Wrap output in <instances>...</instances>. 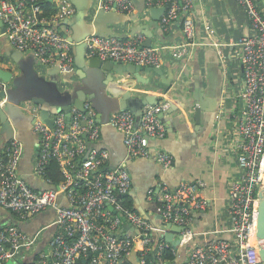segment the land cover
<instances>
[{"label": "built area", "instance_id": "built-area-1", "mask_svg": "<svg viewBox=\"0 0 264 264\" xmlns=\"http://www.w3.org/2000/svg\"><path fill=\"white\" fill-rule=\"evenodd\" d=\"M37 1L0 0V38L5 35L16 50L31 53L39 64L71 72L75 69L76 42L69 38L68 28L61 30L59 26H66L76 15V7L63 0L55 7V13L47 14ZM235 1L245 11L251 32L235 42L243 57L245 88L243 104L234 113L232 134L243 169L242 177L231 183L228 215L234 240L209 239L192 248L179 264H264L255 240L258 191L264 185V12L257 0ZM162 6L165 10L159 20L160 28L167 30L179 20L185 43L148 46L141 33L125 38L93 34L82 40L87 55L152 67L162 64V50L167 47L176 56L184 57V46L196 43L193 0H144L140 19L152 20V8ZM92 10V16L101 10L129 15L137 11V4L135 0H95ZM8 89L9 83L0 80V92ZM4 105L5 99L0 100V109ZM168 107L165 100L143 106L139 127L134 113L125 109L113 115L108 124L123 133L132 157L153 158L169 167L173 163L170 153L159 148L154 154L149 148L150 139H161L167 134L161 113ZM20 109L34 118L33 130L40 137L34 174L48 187H31L19 175L24 149L22 142L13 137L0 150V206L20 220L53 209L58 231L43 246L42 230L29 235L17 225L0 226V264L10 259H20L23 264H81V260L84 264H131L127 258L133 251L138 253L140 264H155V259L163 264L167 251L176 255V247L157 238L159 228L125 205L122 196L132 186L128 169H105L109 150H89L88 142H96L101 134V123L89 100L84 102V110L71 106L70 121L65 112L51 115L52 125L41 119L40 104L24 100ZM52 161H57L62 175L57 184L47 175ZM205 186L206 182L198 179L175 187L164 183L149 191L150 198L160 203L164 224L183 228L182 242L194 238L193 211L204 210L208 205V199L199 194ZM126 223L135 228V233L123 229Z\"/></svg>", "mask_w": 264, "mask_h": 264}, {"label": "crops", "instance_id": "crops-1", "mask_svg": "<svg viewBox=\"0 0 264 264\" xmlns=\"http://www.w3.org/2000/svg\"><path fill=\"white\" fill-rule=\"evenodd\" d=\"M50 1L54 3L53 8L59 5L58 0ZM69 1L75 6L72 0ZM82 1L87 2V0ZM135 1L137 11L134 13L126 15L102 11L97 18L96 15L93 18L89 16L82 24L83 29L80 32H87L86 36L119 35L124 38L141 33L147 41L148 31H151L153 45H180L186 42L182 23L179 20L167 30L161 29L159 22L158 25H154L153 20L142 21L140 16L144 9V0ZM94 2L95 0L89 1V14ZM257 2L264 12V0ZM191 15L195 23L196 43L192 46H184L186 52L184 57L176 56L172 48H164L163 62L160 66H141L143 68L141 71L135 73L128 71L121 80V83L124 81L135 83V87L128 88L138 90V95L142 98L152 95L151 98L154 99L153 94H156L157 101L172 102L170 104L171 102L167 101L169 103L167 113L172 112L166 116V122L163 121L167 129L166 136L161 139H150L149 146L154 154L159 148L170 153L173 156L172 165L166 167L153 158L132 157L124 143L123 133L107 124L102 126L100 138L96 142H88L90 151L109 150L110 157L104 166L105 169L119 166L128 169L132 186L124 198L142 216L159 228L158 239L164 233V230H160L164 221L160 203L150 198V189H158L164 183L175 187L182 182L198 179L206 182V186L200 188L199 194L208 199V205L204 210L193 211L194 238L176 247V255L173 259H166L163 264H179L187 258L192 248L209 239L234 240L231 232L232 223L228 215L231 183L243 175L232 134L234 113L243 104L242 93L245 88L243 57L241 49L235 42L242 35L251 32L247 15L235 0H193ZM75 16L77 19V7ZM72 25L66 24L70 39L74 33ZM208 25L211 27L210 30L206 29ZM73 47L75 55L76 45ZM15 50L5 35L0 38V69L13 73L12 82L16 81L15 84L23 94L20 97L29 95L31 101H39L41 98L50 100L52 97L48 96L51 93L52 96L55 95L53 82L55 77L59 79V87L62 89L70 86L68 80L77 81L81 77L75 74L65 78V72H61L59 68V71H56L52 69L53 66L37 63L33 55L28 52H23L19 62L16 63L9 55ZM88 61H91L89 55ZM10 85L11 83L9 88ZM37 91L41 98L36 94ZM107 94L102 92L98 97L99 106L107 103ZM125 110L134 113L136 127H139L140 121L138 122L134 105ZM117 112H107L100 117L96 111L97 120L101 118L105 123ZM23 113L22 116L29 117V120H24L21 116L23 123L20 121L19 127L14 130V137L22 142L24 149L19 164V175L31 187L47 188L48 186L34 174L40 137L33 130V117ZM2 131L3 126L0 127V150L13 138L6 140L8 136ZM55 219L56 212L53 209L19 220L14 213L0 206V226L16 224L29 235L42 230L43 246L58 231L57 225L54 224ZM124 226L123 229L126 230ZM175 226L174 229L178 230L179 227ZM175 232L177 238L180 231ZM127 261L131 264H140L138 253L133 251Z\"/></svg>", "mask_w": 264, "mask_h": 264}, {"label": "water", "instance_id": "water-1", "mask_svg": "<svg viewBox=\"0 0 264 264\" xmlns=\"http://www.w3.org/2000/svg\"><path fill=\"white\" fill-rule=\"evenodd\" d=\"M75 6L77 7V19L76 16L70 21H67L66 24L72 25L73 27V36H71V40L76 42L75 47V69L72 72H65L64 77L68 78L72 75H81L80 79L77 81L68 80L70 86L63 88L59 87V79L55 77L53 80L55 84V91L58 95V101L54 102L49 100L48 98H41L39 101H33L34 103L40 104L42 106L41 119L52 125L50 121V116L57 114L59 112H65L67 116V120L71 119V106L74 105L78 107L80 110H84V102L89 99L93 108L100 114L102 117L103 114L107 112H117L120 110L127 109L134 105V111L137 115L138 122L140 121V117L142 115V108L147 104H155L158 103L159 100H156V94L154 95V99H152V95L148 97H140L138 90L134 91L130 87H135V83H129L130 81H124L121 83V80L125 77V73L131 71L133 73L141 71L143 68L140 65L133 64H123L116 63L113 61H105L100 59L99 57H90L91 61H88V55L86 50V45L82 40L88 36V33L80 32L83 29V25L86 19L90 16L93 18L94 16L89 14V1L87 2L82 0H72ZM142 1V0H141ZM164 7H156L152 8V20L154 25H158L161 15L164 12ZM101 11L96 13V18L101 14ZM76 20L78 23L76 24ZM96 20V19H94ZM93 22V21H92ZM152 22V23H153ZM2 23V22H1ZM82 25V26H81ZM149 38L145 41L144 45H152V32L148 31ZM116 37H122L119 35H113ZM12 56L14 61L19 62L20 58L23 55V52L19 50H15L9 53ZM35 59V58H34ZM52 69H56L59 71L58 67H53ZM55 71V72H56ZM106 72L109 74L106 75ZM13 73L9 70L0 69V79L7 83H11L10 88L7 92H0V100L5 99V105L0 109V120L1 126H3V133L8 136L6 140L14 137V130L19 127V124L22 122V118H20L24 113L20 109V103L24 100H29V95L26 97H20L22 94L18 85H16V81L12 82ZM102 92H107V103L98 105L99 96H101ZM23 95V94H22ZM98 98V99H97ZM63 100V101H62ZM62 101V102H61ZM109 101V103H108ZM169 101V100H167ZM171 102V101H169ZM172 104V102L170 103ZM165 110L161 113V119L166 122V116L169 115L172 111ZM198 111V109H197ZM24 116V115H23ZM22 116V117H23ZM24 120H29V117H23ZM98 118V114H97ZM14 119V120H12ZM110 119V117H109ZM109 119L106 120L105 123L102 122L100 118L98 122L101 123V128L104 124H108ZM21 121V122H20ZM34 122V118H33ZM25 123V122H24ZM113 127V126H112ZM115 128V127H114ZM117 129V128H116ZM118 130V129H117ZM119 131V130H118ZM124 136V135H123ZM259 197V215H258V228L255 236V240L258 242L260 255L264 261V185L258 191ZM113 209L112 206H110ZM16 225V224H14ZM172 223H166L160 226L161 230H164L161 238L165 241L171 243L174 247H179L182 243L183 236L180 234L177 238H175V231H182L183 228L180 226L178 230H175ZM124 228L129 233H135V228L126 223Z\"/></svg>", "mask_w": 264, "mask_h": 264}, {"label": "trees", "instance_id": "trees-1", "mask_svg": "<svg viewBox=\"0 0 264 264\" xmlns=\"http://www.w3.org/2000/svg\"><path fill=\"white\" fill-rule=\"evenodd\" d=\"M38 3H41L43 7H45L47 14L55 13V8H53L54 3L50 0H38ZM47 175L53 179V182L55 184L59 183L62 180L61 171L59 168V164L57 161H52V163L47 168ZM122 199L125 203V205L132 207L131 203H128V201L122 196ZM173 254L169 251L165 253L166 259H173ZM81 264L83 263V260L80 261ZM155 264H158L155 259Z\"/></svg>", "mask_w": 264, "mask_h": 264}, {"label": "rangeland", "instance_id": "rangeland-1", "mask_svg": "<svg viewBox=\"0 0 264 264\" xmlns=\"http://www.w3.org/2000/svg\"><path fill=\"white\" fill-rule=\"evenodd\" d=\"M61 0H58V4H60L61 2H60ZM68 27L67 26H62V27H60V29L61 30H66ZM37 95H38V97L39 98H41L42 96L40 95V93L37 91V93H36ZM52 94L53 93H51L48 97H52V99H50V100H52V101H57V97H58V95H57V93H56V91H55V95L54 96H52ZM62 102V101H61ZM6 263H8V264H23V262L20 260V259H10V260H7L4 264H6Z\"/></svg>", "mask_w": 264, "mask_h": 264}, {"label": "clouds", "instance_id": "clouds-1", "mask_svg": "<svg viewBox=\"0 0 264 264\" xmlns=\"http://www.w3.org/2000/svg\"><path fill=\"white\" fill-rule=\"evenodd\" d=\"M13 213V212H12ZM15 215V214H14ZM16 216V215H15ZM17 217V216H16ZM17 219H19L18 217H17ZM20 220V219H19ZM14 225V224H13Z\"/></svg>", "mask_w": 264, "mask_h": 264}]
</instances>
